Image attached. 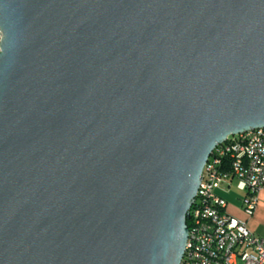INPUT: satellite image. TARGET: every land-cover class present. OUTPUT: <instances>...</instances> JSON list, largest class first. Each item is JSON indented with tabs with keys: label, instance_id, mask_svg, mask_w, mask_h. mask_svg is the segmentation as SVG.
<instances>
[{
	"label": "water",
	"instance_id": "1",
	"mask_svg": "<svg viewBox=\"0 0 264 264\" xmlns=\"http://www.w3.org/2000/svg\"><path fill=\"white\" fill-rule=\"evenodd\" d=\"M0 36V264H181L264 127V0H0Z\"/></svg>",
	"mask_w": 264,
	"mask_h": 264
},
{
	"label": "built area",
	"instance_id": "2",
	"mask_svg": "<svg viewBox=\"0 0 264 264\" xmlns=\"http://www.w3.org/2000/svg\"><path fill=\"white\" fill-rule=\"evenodd\" d=\"M201 174L181 264H264V235L226 213L227 201L217 193L225 181L235 179L246 192L244 212H254L264 186V127L229 136L216 146Z\"/></svg>",
	"mask_w": 264,
	"mask_h": 264
},
{
	"label": "crops",
	"instance_id": "3",
	"mask_svg": "<svg viewBox=\"0 0 264 264\" xmlns=\"http://www.w3.org/2000/svg\"><path fill=\"white\" fill-rule=\"evenodd\" d=\"M235 179L225 181L217 193L227 201L226 213L246 222L256 234L264 235V186L257 192L258 204L251 215L244 212L242 197L246 192L239 189Z\"/></svg>",
	"mask_w": 264,
	"mask_h": 264
},
{
	"label": "rangeland",
	"instance_id": "4",
	"mask_svg": "<svg viewBox=\"0 0 264 264\" xmlns=\"http://www.w3.org/2000/svg\"><path fill=\"white\" fill-rule=\"evenodd\" d=\"M231 136H233V135H231Z\"/></svg>",
	"mask_w": 264,
	"mask_h": 264
}]
</instances>
